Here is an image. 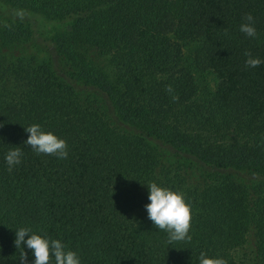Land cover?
I'll use <instances>...</instances> for the list:
<instances>
[{"label":"trees","instance_id":"trees-1","mask_svg":"<svg viewBox=\"0 0 264 264\" xmlns=\"http://www.w3.org/2000/svg\"><path fill=\"white\" fill-rule=\"evenodd\" d=\"M245 53L264 60V0H0V264L21 226L82 264H264V63ZM34 123L67 159L24 143ZM149 182L184 194L190 240L148 219Z\"/></svg>","mask_w":264,"mask_h":264},{"label":"clouds","instance_id":"clouds-1","mask_svg":"<svg viewBox=\"0 0 264 264\" xmlns=\"http://www.w3.org/2000/svg\"><path fill=\"white\" fill-rule=\"evenodd\" d=\"M239 25V31L246 37L256 38L257 29L254 17L249 13ZM248 57L245 60L246 67L255 68L264 63L259 57ZM172 91L171 86L167 89ZM28 133L24 142L36 154L54 156L57 159L68 158V146L66 141L51 131H45L40 124H31L25 128ZM23 153L19 147L10 148L4 156L8 170L11 171L22 162ZM148 188V201L145 204L148 219L156 229L167 234L169 242L190 240L191 205L186 201L184 194L162 186L156 182L145 183ZM14 244L21 249L19 262L26 264L27 253L25 247L34 257L31 264H82L80 255L69 249L60 239H53L46 234L34 232L32 228L21 226L15 229ZM199 264H224L222 258H214L201 253L198 257Z\"/></svg>","mask_w":264,"mask_h":264}]
</instances>
